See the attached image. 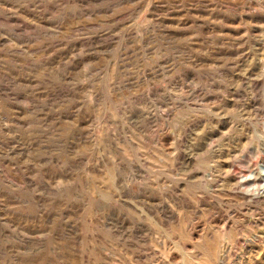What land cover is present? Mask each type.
Here are the masks:
<instances>
[{
  "label": "rangeland",
  "instance_id": "1",
  "mask_svg": "<svg viewBox=\"0 0 264 264\" xmlns=\"http://www.w3.org/2000/svg\"><path fill=\"white\" fill-rule=\"evenodd\" d=\"M0 264H264V0H0Z\"/></svg>",
  "mask_w": 264,
  "mask_h": 264
}]
</instances>
